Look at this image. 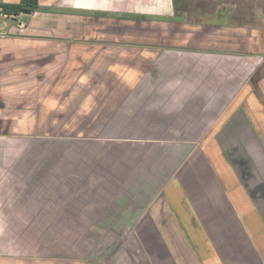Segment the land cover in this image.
<instances>
[{
    "label": "crops",
    "instance_id": "obj_1",
    "mask_svg": "<svg viewBox=\"0 0 264 264\" xmlns=\"http://www.w3.org/2000/svg\"><path fill=\"white\" fill-rule=\"evenodd\" d=\"M130 2L127 13L172 15L171 0L119 3ZM253 9L228 30L218 22L173 26L191 35L181 40H203L196 46L161 48L152 33L143 35L150 48H109L106 42L128 37L121 26L128 20L120 19L93 26L80 49L71 48L74 56L59 49L55 35L35 38L37 61L50 55L53 64L61 52L67 62L83 55L75 61L85 74L81 118L67 130L57 126L59 133L19 126L28 122L29 104L47 105L43 88H53L58 65L15 68L0 55V264H58L64 257L83 264H176L167 246L173 236L166 244L158 229L174 232L172 214L183 217L177 204L192 213V263L264 264V57L258 56L264 0ZM217 12L218 21L229 15ZM158 22L172 26L132 21L148 30ZM206 40L232 41L234 48ZM88 72L102 80H88ZM126 75L131 79H121ZM157 197L168 205L159 220L150 215Z\"/></svg>",
    "mask_w": 264,
    "mask_h": 264
},
{
    "label": "rangeland",
    "instance_id": "obj_2",
    "mask_svg": "<svg viewBox=\"0 0 264 264\" xmlns=\"http://www.w3.org/2000/svg\"><path fill=\"white\" fill-rule=\"evenodd\" d=\"M16 1L18 0H0V2L2 3ZM118 1L120 2L121 0H38L37 9L31 15H20L18 17H5L3 15H0V44L4 43L0 48V55H4V61H6V63L12 64L11 66L15 68L20 64H29L28 66L31 67V70L33 67V69H36L35 66L37 64L40 67L42 61L44 62L43 67H51L52 65H58L59 67L53 79V88L51 89V83L46 84L43 88V98L45 99L47 105L40 104V106L36 109L34 106H31L32 104H29L27 114L28 122H23V120L19 122V126L23 131H28L29 128L34 129L33 131H31L32 133L38 132L37 129H50V132L55 133L67 130L68 128H70L71 122L74 123L76 119L81 118L79 114L80 111H82L83 107V95L85 90V78L83 75L85 74L83 72V63H81L80 65L75 63V61H77L79 57H76L75 60L74 58H71L67 62V60L64 61V58L62 57L64 53L61 52L60 58L58 59V57H55L53 64H51V57H49L50 55L43 60L37 61L36 48L38 47L37 42H35V38L39 36L45 37L55 35L59 43V49L61 51H64V49H68L69 54H72L74 56V52H71V48L77 45L76 49H80L78 45L84 44L83 39L85 38V36L91 32H94V30L92 29L93 26L96 27L97 24L109 25L112 20L120 19L125 21L128 20L121 23V26L124 27L123 30L128 34V37H126L127 39L124 42L120 43H118L119 41H109L105 44L109 48L119 47L124 50L148 47L147 43H149V41L146 38H143L142 33H139V29L148 30V26L142 23L151 20L157 22L164 20V18L162 16H159L160 18L157 17L154 19L152 17L141 15L139 13H127L126 8H132V2L123 5ZM171 1L172 15L170 19H166L168 21H171L172 26L179 29V22H184L185 20H187L188 22L190 21L193 23L198 22L196 24L197 27H200V25H206V27L210 28L216 27V25L214 24L218 22L223 26L220 27L222 28V30H228L229 27L238 26L237 23L235 24V22L239 20L243 22L244 11H246L247 13L251 11L254 12L253 7L254 5L258 6V2L260 0ZM121 5H123L124 7H122L121 9H117ZM109 8H111V10H109ZM215 10L220 14H227L229 12V15L227 14L224 20L222 19L218 21L213 13L215 12ZM182 15L184 16V19H181ZM251 15L252 14H250V16ZM132 21H140L142 23L138 28L132 23ZM160 23L161 22L150 23L149 25H151L150 28H154V26L152 25L154 24L155 26L160 28L159 30H162L166 26H164V23ZM189 25L190 24L188 23V25L186 26L187 29H190ZM230 43L231 45L228 44V41H220L219 43L218 41H214V44L212 43L210 47L233 50L234 44H232V41H230ZM144 44L146 46H144ZM156 44L162 46L161 47L156 45L155 47L157 51L158 48H163V45L167 43L166 41L156 39ZM235 49H237V47H235ZM138 50L141 51L142 49ZM237 51L241 52V50L239 49ZM40 54L41 53H39V55ZM82 56L81 58L83 60ZM21 66V68H24V65ZM86 75L88 77V80H102L97 77L100 75L99 73L90 74L88 72V74ZM135 76L136 75H133V77ZM118 78H120L119 75ZM57 79L59 80V82H57ZM121 79L130 80L131 78L130 76L126 75ZM47 95H49V99L45 98ZM43 98L39 97L38 101L42 102ZM34 101L35 98H28L29 103ZM59 104L60 106H58ZM34 112L38 113L33 114ZM46 116L51 119L48 121H50L52 125H48V121L34 120L35 117L45 118ZM42 125H44L43 127L45 128H42ZM57 126H59L61 131H59V128ZM25 127L28 129H26ZM64 134H67L66 131L64 132ZM219 167L228 168L229 166L222 164L221 162V164H219ZM167 206L168 205L166 202L163 201L162 203V198L157 197L151 204L150 215H152L153 218H157V220L166 217L168 213ZM177 208L179 209V212L183 213L184 218L180 214H178V216L172 214V218L170 219H174L175 225L177 224L176 228L172 227L171 229L174 232H162L158 229L159 235L165 240L166 244L169 240V236H173V242H169L171 249L168 244L167 246L176 264H194L191 260V257L194 255V251H192L191 249V240H194L195 235L192 234L193 232L192 230H190L191 228L189 226V222H191L192 218H190L189 215H191L192 213H190L191 210H188V208L186 209L185 206L183 207L182 211H180V207L178 206V204ZM183 228L186 230V232H184ZM167 229H170V226H168ZM181 230L183 233L181 232ZM128 235H133V233L127 234L126 237ZM185 238L188 242H190L189 247H186ZM56 260L58 261V264L84 263V260H81L79 258L71 259L64 257L57 258Z\"/></svg>",
    "mask_w": 264,
    "mask_h": 264
},
{
    "label": "flooded vegetation",
    "instance_id": "obj_3",
    "mask_svg": "<svg viewBox=\"0 0 264 264\" xmlns=\"http://www.w3.org/2000/svg\"><path fill=\"white\" fill-rule=\"evenodd\" d=\"M125 1H128V0H125ZM166 20L167 19L164 18L163 21H166ZM168 22H171V21H168ZM168 22H166V23H168ZM134 25H136V24H134ZM164 26H166V27L164 29H162V30H159L160 29L159 27L154 26V28H152L151 30H148L147 31L146 29H143L139 33H142L143 35H148V34L149 35H153L154 34L157 39L162 40V41L165 40L168 47H172V46L168 45L171 42H172V44H184V45H189L191 43V44H193V46H196L199 43L200 44L203 43V40H201V41L198 40L195 43H193V41H195V40H193V36L189 40H181L183 37L185 38V35L188 36V37H190L191 35L186 34L185 31L177 32L176 29H174L173 26H171V24H165ZM157 30H159V31H157ZM174 36H176V39L173 40L172 38ZM204 43L207 46H211L212 45V43H210V41H207V40L204 41ZM244 43H245V41L242 40V41H239V43H237V45H239L240 48L241 47L243 48L244 47ZM253 43H255L254 44L255 45L254 46V50L260 49L261 46H260V42L259 41H255ZM251 54L254 55L255 53H251ZM258 56H260L261 58H263L264 57V54L263 55L259 54ZM235 101H236V99H235ZM237 101H238V97H237ZM232 104H235V103L232 102Z\"/></svg>",
    "mask_w": 264,
    "mask_h": 264
},
{
    "label": "trees",
    "instance_id": "obj_4",
    "mask_svg": "<svg viewBox=\"0 0 264 264\" xmlns=\"http://www.w3.org/2000/svg\"><path fill=\"white\" fill-rule=\"evenodd\" d=\"M37 5H38V0H19L18 2L15 3L0 2V15H3L5 17H18L20 15H31L36 11Z\"/></svg>",
    "mask_w": 264,
    "mask_h": 264
}]
</instances>
